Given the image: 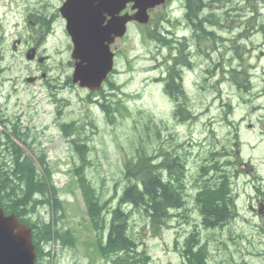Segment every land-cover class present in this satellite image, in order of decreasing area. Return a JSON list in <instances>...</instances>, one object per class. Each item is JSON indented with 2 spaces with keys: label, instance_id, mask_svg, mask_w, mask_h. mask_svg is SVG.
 <instances>
[{
  "label": "rangeland",
  "instance_id": "1",
  "mask_svg": "<svg viewBox=\"0 0 264 264\" xmlns=\"http://www.w3.org/2000/svg\"><path fill=\"white\" fill-rule=\"evenodd\" d=\"M43 2L35 3L39 6ZM53 2L57 10L59 1ZM242 2L232 0L239 13H249L247 4ZM222 5L220 2L214 12L225 17L224 10H217ZM258 5L264 21V2ZM21 6L20 0H0V23L4 30V40L0 42V137L5 141L3 133L10 134L19 124L22 132H29V146L12 138L41 172L38 157L46 154L51 184L62 201L63 208L58 211L62 218L56 223L53 207L46 204L39 207L32 220L40 218L53 223L54 229L70 231L76 242L74 248L66 249L57 244L50 258L47 257L49 260L44 259L42 264H113L100 252L98 231L90 223L76 181L74 170L81 166V158L71 143L75 136L66 137L60 127L72 122L76 123L73 130L83 140L80 144L89 148L90 164L85 166L84 174L101 200L107 201L118 188L111 207L119 200L123 187L121 170L133 149H148L152 154H157L158 149H178L185 155L186 210L174 211L169 227L159 236L150 233L139 236L144 224L140 217H132L137 223L134 235L144 243L152 264H183L178 249L194 230H199L207 243L209 264H264V212H258L259 202H264V35L253 32L247 39L237 40L242 30L241 19L231 9L228 27H216L221 35L216 51L198 56L196 43H190L194 66L184 70L183 85L192 116L182 121L183 116L176 113L179 102H184L182 96L176 99L165 91L164 78L175 51L147 34L148 28L155 27V22L165 16L160 23L164 35L181 41L185 36L193 37L191 30L176 23L182 15L179 0L152 11L149 24L132 25L127 36L113 45L119 56L117 72L111 78L115 86L106 83L102 92L91 97L89 91L71 82L74 62L70 64L72 48L62 19H57L53 33L40 48L39 56H50L47 66L27 61L25 44L14 50V40L20 38V33L26 39L28 34L24 30L26 27L30 30ZM248 18L245 16L243 20ZM237 46L243 53L242 60L235 58ZM237 67L251 72L252 89L239 91L230 81L226 69ZM30 78L35 80L30 82ZM232 152L236 156H215L214 160L211 157L213 153ZM225 158L232 163L240 162L231 166L236 174L232 186L238 215L225 226L208 230L195 207L194 182L202 164L212 165ZM6 161L12 167V157L7 156ZM252 206L257 209L252 210Z\"/></svg>",
  "mask_w": 264,
  "mask_h": 264
},
{
  "label": "trees",
  "instance_id": "2",
  "mask_svg": "<svg viewBox=\"0 0 264 264\" xmlns=\"http://www.w3.org/2000/svg\"><path fill=\"white\" fill-rule=\"evenodd\" d=\"M172 1L174 0H169V5ZM185 1L186 4L183 6L187 10L188 24L194 30L192 41H196L202 54L214 51L219 41L215 28L228 27L229 11L232 9L236 12L237 6L233 4L220 6L219 9L225 13V17H222L205 11L202 0ZM248 2L250 17L246 20V28L239 34L240 39L249 37L253 32L264 35V21L261 18L259 21L258 1ZM240 16L244 15L241 13ZM164 18L165 16H162L157 20L155 27H149L147 34L152 40H158L171 50L177 51L176 58H173V63H169L167 68V77L164 79L165 91L176 99L182 96L184 102H179L181 104L178 105L176 113L183 116L182 121H186L192 113L186 109L187 93L183 87L184 75L181 67L192 65L191 54L186 50L187 43L177 39L167 41L162 36L160 23ZM205 44H208L207 48L202 47ZM235 54V58L242 60L243 53L239 46L235 47ZM228 73L230 81L239 91L252 89L250 71L237 67L231 68ZM109 111L107 110L108 113ZM108 117L110 118V115ZM75 124V122L62 124L61 130L68 138L75 136L71 143L80 155L81 166L76 167L74 173L87 206L90 223L98 231V244L102 256L113 264H152V257L143 247L144 243L139 242L134 235L137 223L135 220L132 221V217H140L144 224L139 236L143 233L159 236L169 227L173 211L186 208L185 155L179 153L178 149H158L157 154H152L148 149H133L121 170L123 187L119 200L115 207H111V202L118 195V188L115 187L114 195L107 201L101 200L84 174L85 166L90 164L87 157L89 148L80 144L83 140L73 130ZM26 132L27 130L22 132L17 124L10 134L2 132L6 137L5 141L0 137V204L6 214H16L22 222L32 228L33 243L38 254L36 264H42L44 259L50 258L57 244L61 249H66L74 248L76 242L70 231L54 229L53 223H45L40 218L36 222L32 220L39 207L51 204L57 223L62 218V215L58 216V211L63 205L56 187L51 184L52 172L46 162V154L38 157L43 169L41 172L35 161L12 138L14 136L29 146V132ZM7 156L12 157V167H8ZM215 156L217 155L211 154L213 160ZM231 165L232 163L227 160L200 166L198 180H201V184L196 182L194 185L196 187L194 201L202 223L208 230L221 228L237 217V200L232 190L233 174L229 169ZM46 246H49L48 250ZM179 252L183 264H209V249L199 230L187 236L185 245ZM53 257L55 260L58 258L57 251Z\"/></svg>",
  "mask_w": 264,
  "mask_h": 264
},
{
  "label": "water",
  "instance_id": "3",
  "mask_svg": "<svg viewBox=\"0 0 264 264\" xmlns=\"http://www.w3.org/2000/svg\"><path fill=\"white\" fill-rule=\"evenodd\" d=\"M167 0H66L61 14L74 44L73 83L99 90L114 67L111 45L123 38L128 24H147L149 11ZM133 4L134 14H121ZM110 17V19H108ZM37 254L30 227L0 206V264H35Z\"/></svg>",
  "mask_w": 264,
  "mask_h": 264
},
{
  "label": "flooded vegetation",
  "instance_id": "4",
  "mask_svg": "<svg viewBox=\"0 0 264 264\" xmlns=\"http://www.w3.org/2000/svg\"><path fill=\"white\" fill-rule=\"evenodd\" d=\"M44 1L45 2H43L41 5L36 6L35 3L36 0H21L22 16H24L25 21L31 26V28H33V34L29 35L30 40H23V43L26 44L27 47H29V49L35 47L37 51H39V47H40V42L38 41V37L41 35L42 31L44 30L45 27L44 24H47L51 28L53 24L57 21V19L59 20L62 19V22L64 20L60 16L59 10L61 5H63V3L65 2V0H58L59 4L56 12L51 9V4H55L53 0H44ZM202 1H203V5L205 6L203 9L206 8L214 9L222 0H202ZM48 32L50 33L51 31L48 29L44 32V34H48ZM68 39L69 41L71 40L70 38ZM70 47L73 49L71 42H70ZM113 49L114 48L112 45V50ZM72 62L73 61H70V64Z\"/></svg>",
  "mask_w": 264,
  "mask_h": 264
}]
</instances>
